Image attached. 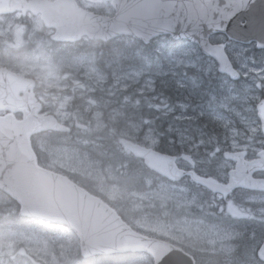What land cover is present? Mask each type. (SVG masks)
<instances>
[{"label": "rangeland", "instance_id": "374dc122", "mask_svg": "<svg viewBox=\"0 0 264 264\" xmlns=\"http://www.w3.org/2000/svg\"><path fill=\"white\" fill-rule=\"evenodd\" d=\"M110 1L75 0L79 7L104 16L113 15ZM13 20L0 18L8 26ZM34 24L40 29L38 20ZM217 41L224 44L245 88V95L237 105L227 100V97L232 99L231 91L213 100L210 96L205 105L203 102L165 103L153 94L154 80L146 76V69H128L118 59L100 64L99 53L94 51L77 53L70 48L74 50L70 53L58 47L49 51L48 39H34V45L24 53L16 50L9 53L12 51L0 48V63L35 79L43 114H53L60 125L67 126L75 135L74 139L68 138L69 134L62 138L77 141L70 145L52 141L56 133L54 137L49 136L52 140L35 141L46 168L72 175L111 203H127L130 212L127 219L144 235L165 239L197 255L215 257L220 264H240L236 255L238 241L244 237L255 239L260 234L257 225L245 231L242 228L251 220H255L252 224L264 225V197L231 201L229 195L217 194L211 187L215 182H222L231 169L225 153L252 156L261 151L259 124L251 112L264 99V50L229 44L224 39ZM6 46L15 49V40L10 39ZM191 58L203 70L201 65L206 60L193 47L179 50L171 57L170 65H184ZM208 70L217 73L215 64L203 72ZM204 107L208 108L207 117L217 123L218 134L193 125L192 121L204 114ZM156 115L170 121L166 130L176 136L177 149L173 154L178 167L184 171L183 177L178 182H169L151 173L142 180L140 190L114 184L108 173L125 158L117 155L108 160L105 155L98 156L89 142L107 138L120 143V152L131 154L128 145L132 142L128 139L139 137V146L153 148L158 142L152 126ZM119 120L123 124L116 131ZM210 180L214 181L211 187ZM74 251V242L63 234L55 232L46 236L26 223L0 226V264H69L71 260L65 257Z\"/></svg>", "mask_w": 264, "mask_h": 264}, {"label": "water", "instance_id": "95a60500", "mask_svg": "<svg viewBox=\"0 0 264 264\" xmlns=\"http://www.w3.org/2000/svg\"><path fill=\"white\" fill-rule=\"evenodd\" d=\"M113 16H102L78 8L74 0H30L22 10L40 15L45 27L54 29L53 41H110L130 36L147 43L151 38L169 35L195 44L217 65V72L236 81L232 67L220 45L208 39L222 34L246 45L256 43L264 49V0H112ZM13 0H0V14L17 10ZM32 82L0 69V110L20 112L21 121L11 115L0 117V191L20 206V215L68 228L78 239L83 258L113 253L143 252L153 264H193L178 247L163 240L141 235L127 226L102 200L67 177L41 168L29 144V136L42 131L66 130L53 116H39L40 106L26 93ZM23 93L20 97L19 94ZM264 146V99L255 105ZM131 154L141 159L151 172L170 182L184 175L174 157L139 145H128ZM235 162L228 172L226 191L242 187L264 192V151L257 159L244 161L240 154L227 156ZM264 263V241L258 251Z\"/></svg>", "mask_w": 264, "mask_h": 264}, {"label": "trees", "instance_id": "16d2710c", "mask_svg": "<svg viewBox=\"0 0 264 264\" xmlns=\"http://www.w3.org/2000/svg\"><path fill=\"white\" fill-rule=\"evenodd\" d=\"M211 39L218 43L219 41H217V39L225 40L226 38L221 35H216ZM71 45L72 47L67 45L62 46L61 44V46L58 48L61 51L66 50L70 53H74V50L70 48L76 49L75 51L77 53L81 51H94L95 53H99L98 59L100 64L106 60L111 62L115 59H118L122 61L125 66L129 67L128 69H146L148 71L146 76L154 80L156 89L153 94L158 98L160 97V99H163L165 103L168 104H172L173 102L179 103L183 101L187 104L203 102L205 105L210 96L213 97L209 99L213 100L216 99L214 97H218L225 92L231 91L233 93L231 96L232 99L227 97V100L233 105H237L239 99L245 95V88L241 86V78L238 81L231 82L223 75H219L218 73L214 74L215 70H208L209 72L206 71V73H204L203 70L206 69V67H214V64L211 59L206 58L203 55H201L204 58L203 60H206V62H203L201 65L203 70L199 68L200 66L196 59L192 58L187 59L189 63L184 65H170V62L172 61L171 57L174 54L176 55L179 50L191 47V44L187 41H174L168 35L154 37L145 44L138 42L128 36H121L116 38V40L106 43L86 40L81 41L78 44ZM246 47H251V49L253 48L255 51H260L255 47L254 44H250ZM228 57L231 61L230 56ZM222 79H224V82H222ZM139 105H141V108L144 105L142 99L139 102ZM140 111H142V109ZM203 111L204 114L192 121L193 125L196 127L198 126V129L204 128L205 132L207 131L208 133L218 134L217 123L210 117H207L208 108L204 107ZM251 115L256 120L254 111L251 112ZM119 121L120 122L116 124V131L120 128L118 126L123 124L121 120ZM167 124H170V121H168L166 117L159 115L154 117L152 126L154 127V131L158 137V142L152 149L160 153L174 156L173 151L177 149V143H175L176 136L175 134L169 133L166 130ZM183 125V123H180V126ZM54 134L55 133L42 131L29 136L30 147L35 154L36 163L40 167H45V165H43V162L39 157V153L35 148V141L49 138L50 135L54 137ZM56 134L57 135L53 138V140L52 138L49 139L55 142L67 143L68 145L77 143V141H70L71 138H75V135L72 134L70 130L67 133ZM68 134V138L70 139H67V141L62 139ZM128 141H131L132 144H139L141 142V138L137 137L136 139L132 140L128 139ZM89 145L96 155H105L108 160L117 157V155L121 156V158H125V161L123 160L119 162L118 160L119 163L116 164V169H112V171L108 173L109 176H111L110 179L114 184L125 186L131 190H140L142 189V180L152 175L151 172L145 168L141 160L133 157L130 153L123 154L120 152L121 146L119 142L113 143L112 141H108L106 138L100 139L98 141H92L91 143L89 142ZM54 172L66 176L68 179L84 188L88 193L103 199L112 209H114V211L126 224L135 229V227H133L131 222L126 217V215L130 213L129 205L127 203H111L97 194L95 190L84 185L72 175L61 171ZM246 193L247 191L245 190L235 189L232 190L229 195L231 197V201H238L241 200V198L244 197ZM19 210L20 207L17 202L0 191V226L8 223H26V225L31 227L34 231H39L46 236L52 235L56 232L59 233V235L63 234L71 238L75 244V251L72 255L65 257L66 259L71 260L69 264H152L151 258L144 253H115L108 255H97L86 259L82 258L78 252L77 238L70 230L59 225L22 217L19 214ZM135 218L137 217H133V219ZM252 221L255 220H251V223L245 225L242 229L245 231L257 225L256 228L257 230L259 229L260 234L258 238L256 237L255 239L250 240L247 237H244L238 241V252H236V255L240 264L241 262L247 264L250 263V261L256 262L257 264H262L257 257V251L263 240L264 225H262V222L252 224ZM199 256L202 260V263L199 264L221 263V261H218L215 257H209L205 254H200ZM230 260L232 262V259ZM195 264L198 263L195 262Z\"/></svg>", "mask_w": 264, "mask_h": 264}, {"label": "flooded vegetation", "instance_id": "af4514ba", "mask_svg": "<svg viewBox=\"0 0 264 264\" xmlns=\"http://www.w3.org/2000/svg\"><path fill=\"white\" fill-rule=\"evenodd\" d=\"M13 1L15 4L19 5V8L13 12L0 15V18H13L14 19L11 26H8L6 23H3L2 21H0V32L3 33V35L0 34V48L1 49H7L8 52L12 51L9 53H13V50L14 51L15 50L20 51L21 53H24L23 51H27V50L31 49V47L34 45V43H33L34 39H45V40L48 39L49 45H48L47 50H49V51H50V49L56 48V46H61V44H58L57 42H51V40H50L51 35H52L51 30L46 29L42 25V23L40 22L37 15H33V14H30V13L22 10L24 8V5L26 3H28L30 0H13ZM34 20H38V22L41 24L40 29H36L35 24H34ZM46 32H49L48 35L45 34ZM10 39L15 40V42H16V48L15 49L12 47L9 48L6 46L7 41H9ZM68 46L72 47L71 44H68ZM0 68H5L6 70H8V71H10L16 75H20L21 77L26 78L27 80L31 79L33 81L31 88H28L26 90V93L29 94L31 96V98L33 100H35V102L39 103L40 108H41V113H44L43 107H42V105H41V103L37 97L38 92H39V89L37 86V81L30 76L20 74L17 70L10 67L8 64H5V63L1 64L0 63ZM22 95H23V93L19 94L20 97ZM6 115H11L14 118L19 119V120H22V118H23V116L20 112L12 113V112H9L8 110L0 111V117L6 116ZM234 153L241 154L242 158L246 161H249V160H252L255 158V157L247 158V155H244L241 152H234ZM229 162L231 163V169H229L226 173H228L229 171H231L235 168L234 161L229 160ZM226 176H225V179H221L222 182H215V183L223 184L224 186H226L227 185V177ZM251 177H253V178H260L261 177V179H264V172L254 173L251 175ZM213 182L214 181L210 180L208 183L209 186L211 184H213ZM212 187L214 188V185H212ZM234 189H236V188H234ZM237 189L247 191L246 195H244V197H242L241 200L237 199L238 201H242L243 199L250 198V197H264V193H262V192L246 190L245 188H242V187H237ZM231 190H233V189H231ZM231 190H229V192ZM192 256L197 258L196 255H192Z\"/></svg>", "mask_w": 264, "mask_h": 264}]
</instances>
